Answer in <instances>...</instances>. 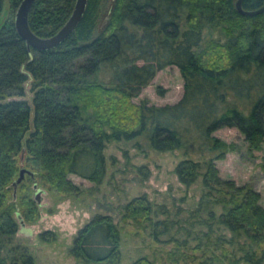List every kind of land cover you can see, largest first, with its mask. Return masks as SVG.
<instances>
[{
    "label": "trees",
    "instance_id": "obj_1",
    "mask_svg": "<svg viewBox=\"0 0 264 264\" xmlns=\"http://www.w3.org/2000/svg\"><path fill=\"white\" fill-rule=\"evenodd\" d=\"M235 1L111 0L100 19L101 0H86L65 38L36 48L16 26L21 0H9L0 26V264H8L10 255L2 247L19 230L17 215L27 222L39 216L32 186L68 196L81 191L70 173L100 183L111 140L132 141L142 151L181 149L186 156L174 167L178 180L186 186L201 183L187 215L174 217L165 202L142 192L124 203L123 220L147 228L155 241L195 239L194 250L220 248L209 249L197 264H264L260 192L249 182L222 177L216 164L228 150L244 156L240 143L213 133L219 127L238 129L251 161L264 142V10L244 13ZM74 4L33 0L28 24L36 34L50 36ZM262 4L241 0L245 9ZM169 64L177 65L183 77L180 98L163 104L148 97L135 100L155 72ZM259 165L264 174V155ZM21 167L25 170L15 187ZM138 168L148 174L145 165ZM39 238L52 241L55 233L43 230ZM69 253L85 263L118 264L121 233L113 216L92 215L76 231ZM21 256L32 264V255ZM131 264L154 260L142 254Z\"/></svg>",
    "mask_w": 264,
    "mask_h": 264
},
{
    "label": "rangeland",
    "instance_id": "obj_2",
    "mask_svg": "<svg viewBox=\"0 0 264 264\" xmlns=\"http://www.w3.org/2000/svg\"><path fill=\"white\" fill-rule=\"evenodd\" d=\"M110 2L111 0H101L100 19L104 17ZM9 9V0H5L0 15V26L5 21ZM217 33L215 30L213 35ZM26 87V97L30 99L29 85ZM159 88L164 89V93H158ZM182 92L183 77L180 70L177 65L169 64L159 68L134 99L148 97L151 102L163 104L176 101ZM213 133L227 141L240 143L244 154L241 156V152L237 150H228L224 158L216 160L219 174L233 178L237 183H251L260 192L259 202L264 205V174L259 165L264 155V142L261 149L254 151L256 157L251 161L247 158L249 156L243 135L236 127L222 126ZM105 155L107 172L100 183L75 173L69 174L81 187V191L76 195L59 196L45 189L36 190L39 188L37 184L32 186L31 194L39 203V216L35 221L27 222L17 215L19 230L2 247V253L10 255L8 264H25L22 252L32 255V264H98L82 262L69 253L76 231L95 213H109L119 225L121 258L118 264H131L132 260L142 254L153 258L154 264H197L210 250L220 251V248L214 245H209L208 248L203 245V249L194 250L195 239H190L186 244L170 240L155 241L147 228L137 227L131 220H123L121 217L124 203L142 192H146L154 201L165 202L174 217L178 212L183 215L189 213L198 201L201 183L198 180L186 186L178 180L174 167L179 159L186 156L181 149L159 151L146 147L142 151L137 149L132 141L111 140L106 144ZM188 155L202 158L196 153ZM139 165H145L149 170L148 174L141 171ZM200 226L206 228L205 225ZM43 230H52L55 239L41 240L39 233ZM220 231L216 230L214 236ZM229 233L226 231L227 235ZM231 248L237 250L236 246Z\"/></svg>",
    "mask_w": 264,
    "mask_h": 264
},
{
    "label": "water",
    "instance_id": "obj_3",
    "mask_svg": "<svg viewBox=\"0 0 264 264\" xmlns=\"http://www.w3.org/2000/svg\"><path fill=\"white\" fill-rule=\"evenodd\" d=\"M32 2L33 0H21L20 5L16 12L15 21H16V26L20 31V34L26 39L28 44L36 48H49L59 43L63 38H65L75 28L76 24L78 23L79 19L82 16V13L86 5V0H75V4L73 6L71 14L63 23V25L50 36H40L36 34L28 24V12ZM235 4L237 8L244 13H258L264 10V4L253 9L243 8L241 6V0H236ZM24 170L25 168L21 167L20 176L13 181L15 187L22 178ZM38 191L36 193V196H38Z\"/></svg>",
    "mask_w": 264,
    "mask_h": 264
}]
</instances>
